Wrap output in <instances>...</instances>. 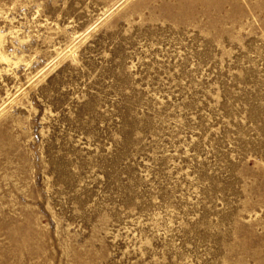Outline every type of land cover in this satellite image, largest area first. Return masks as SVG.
<instances>
[{
    "label": "rangeland",
    "instance_id": "obj_1",
    "mask_svg": "<svg viewBox=\"0 0 264 264\" xmlns=\"http://www.w3.org/2000/svg\"><path fill=\"white\" fill-rule=\"evenodd\" d=\"M0 264H264V0H0Z\"/></svg>",
    "mask_w": 264,
    "mask_h": 264
}]
</instances>
